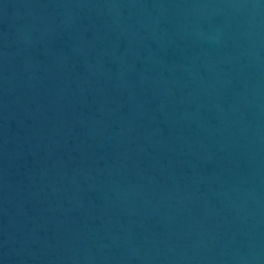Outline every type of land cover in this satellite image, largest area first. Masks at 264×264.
Here are the masks:
<instances>
[{
	"label": "water",
	"instance_id": "95a60500",
	"mask_svg": "<svg viewBox=\"0 0 264 264\" xmlns=\"http://www.w3.org/2000/svg\"><path fill=\"white\" fill-rule=\"evenodd\" d=\"M0 264H264V0H0Z\"/></svg>",
	"mask_w": 264,
	"mask_h": 264
}]
</instances>
